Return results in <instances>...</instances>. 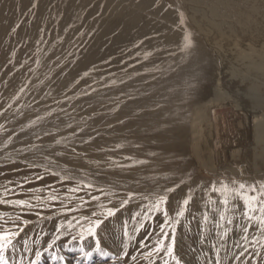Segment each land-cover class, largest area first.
I'll return each mask as SVG.
<instances>
[{
  "label": "rangeland",
  "instance_id": "1",
  "mask_svg": "<svg viewBox=\"0 0 264 264\" xmlns=\"http://www.w3.org/2000/svg\"><path fill=\"white\" fill-rule=\"evenodd\" d=\"M176 4L177 0H0V194L6 186L9 194L2 198L27 199L36 205L31 211L0 205V212L21 217L17 224L24 232L17 240L28 238L32 249L24 254V264L36 261V252L41 254L36 264H148L140 256L136 261L131 257L147 251L140 242L151 245L145 232H154L158 223L166 225L169 236L171 227L176 228L175 252L182 264H207L215 251L210 250V243L216 242L215 233L220 231L214 227L217 221L233 229L226 238L231 251L228 256L221 252L222 264H241L229 257L241 250L234 242L240 240L236 225L245 209L243 200L233 197L231 190L239 183L259 187L264 181V130L260 128L264 101L239 107V84L219 71L218 100L207 103V117L200 112L191 114L186 128L177 130L173 140L162 134L164 140L157 145L87 149L101 134L95 126L97 119L106 118L105 111L114 105L113 100L106 101V95L117 86H101L100 82L148 63L151 57L145 56L146 51L167 37ZM153 55L152 60L162 57ZM44 57L56 63L50 76L39 69ZM21 91L25 98L20 97ZM90 97L99 103L96 110ZM126 101L128 98L121 100L122 104ZM27 110L35 112L30 128L18 123ZM109 118L107 131L112 138L121 121ZM62 127L71 134L64 135ZM173 141L180 146L175 147ZM52 149L59 155L52 158L41 153ZM213 185L228 188L213 192ZM130 191L128 205L114 216L103 215L105 209L128 198ZM189 191L193 196L185 205ZM160 196L167 197L160 210L151 211L136 240L129 242L125 228L133 235V227L141 219L132 218L135 212L144 209L142 216L147 215ZM224 199H228L227 205ZM234 205L235 219L229 225ZM180 211L183 216L178 215ZM205 213L211 232L205 230ZM49 215L51 220L46 219ZM24 219L30 221L27 226ZM97 219L102 223L96 236H89L87 230ZM5 226L12 224L9 221ZM81 233L85 249L92 252L90 259L81 260ZM248 235L251 240L252 229ZM97 239L111 255L95 251ZM125 242L129 243L127 256ZM240 244L248 248L242 260L256 264L252 249L257 246L242 240ZM57 255L65 259L61 262L54 258Z\"/></svg>",
  "mask_w": 264,
  "mask_h": 264
},
{
  "label": "bare ground",
  "instance_id": "2",
  "mask_svg": "<svg viewBox=\"0 0 264 264\" xmlns=\"http://www.w3.org/2000/svg\"><path fill=\"white\" fill-rule=\"evenodd\" d=\"M175 6L173 23L165 33L167 37L146 51L152 54L147 56L151 57L148 63L122 77L100 82L101 86H117L106 95V101L113 100L115 106L112 104L105 111L106 118L97 119L95 126L101 134L87 149L123 144L134 148L137 143L157 145L164 140L160 138L162 134L169 136L168 141L173 140L177 130L186 128L191 114L200 112L201 117H207V103L218 100L219 71L239 84L236 96L239 107L247 108L253 102L264 101V0H177ZM181 13L184 23H181ZM185 32H191L193 39L187 57L178 47L183 43ZM153 54L162 57L152 60ZM55 66L51 57H44L39 63V69L45 70L48 76ZM25 94L21 91L20 97L25 98ZM119 95H122L120 99ZM126 98L128 101L122 104L121 100ZM90 102L96 110L97 99L90 97ZM34 114V110H27L18 118V123L30 128ZM111 116L121 121L111 133L112 138L107 131ZM260 128L264 130V125ZM62 129L64 135L71 131ZM174 144L180 146L176 141ZM55 149L41 153L54 158L59 155Z\"/></svg>",
  "mask_w": 264,
  "mask_h": 264
},
{
  "label": "snow or ice",
  "instance_id": "3",
  "mask_svg": "<svg viewBox=\"0 0 264 264\" xmlns=\"http://www.w3.org/2000/svg\"><path fill=\"white\" fill-rule=\"evenodd\" d=\"M181 23H184V14L181 13ZM180 52L185 54V57L190 55L191 49L193 47V39L191 32H185L183 36V43L178 45ZM151 53H147V56H151ZM170 55H174L170 53ZM159 71V69H157ZM10 142V141H9ZM7 146V145H5ZM140 163H144V161H140ZM27 178H25V182ZM10 183V182H6ZM16 185L19 187L20 182L17 181ZM91 187V186H90ZM228 186L224 185L221 189H217L215 185H213L211 191H221L223 193L227 190ZM77 189H73L76 191ZM173 191V189H169V192ZM233 197H239L244 202V211L241 213L242 221L238 222L236 225L240 229V240L245 241L247 243L256 245L257 247H253L252 255L256 258V264H264V183L259 184L257 187L256 184H245L239 183L237 188H233L232 190ZM9 194V189L5 186L4 192L0 194V205H14L17 208L23 210L31 211L36 205L30 203L27 199H4L2 197H6ZM193 193L189 191L188 199H185L183 202L185 205L188 204L189 200L192 198ZM132 198V192L130 191L128 194V198H122L119 201L118 205H114L111 208L105 209L103 215L106 216H114L117 211L123 209L126 205L129 204L130 199ZM52 199H55L53 197ZM93 200H96L97 197L93 196ZM167 199L166 196H160L157 200V203L152 205L148 211L147 215L142 216V213L145 211L141 209L140 211L135 212L132 217L135 219L136 217H140V220H137V225L133 227V235L129 236L127 229L125 228L124 236L128 237V241L136 240V233H139L141 229L145 227L143 221L150 216L151 211H159L160 204H162ZM37 204L40 203V198L36 197ZM46 203V201H45ZM223 204H228V199L223 200ZM101 208H104V205H100ZM227 211V209H225ZM233 218H229L227 223L229 225L233 224V220L235 219L236 206H233L232 209ZM179 216H183L184 212L180 211L178 213ZM7 218V219H5ZM53 217L51 215L47 216L46 219L51 220ZM164 218L167 220V213H164ZM224 213H220V220H224ZM11 222V227H6L5 225ZM21 221V217L16 215L15 213L10 214L9 212H0V264H24V254L27 252H31L32 249L30 247V241L28 238H22L17 240V237L21 236V233L24 232V227L18 226L17 222ZM203 221L205 224V230L211 232V229H208L207 225L210 223L209 216L207 213L203 215ZM24 226H27L30 221L28 219H24L22 221ZM102 221L97 219L95 221L94 226H90L87 230V234L89 236H96V229L100 227ZM176 224H179L180 221L176 220ZM127 224V222H125ZM63 227V225H61ZM151 227V226H149ZM214 227L220 229V231L215 233L216 242L210 243V250L214 249V255L207 259V264H222V256L221 252L223 251L225 256H228V253L231 249L227 246V237L229 232L233 231L231 228H225L223 224L219 223V221L215 222ZM253 230V238L249 240V231ZM171 236H169V231L166 230V225L157 224L154 232H145V235L151 238V245L148 242L141 240L140 246L142 248L147 249L143 253H137L133 255L131 259L136 261L138 256L142 257L143 260L147 261L148 264H158V261H162V264H182L181 257L176 254V228L171 227ZM259 232V235H255V232ZM45 235H48L45 233ZM203 237V234H200ZM58 237L53 238L52 243L56 242ZM76 237L73 236V240ZM85 236L83 233L80 234V247L79 252L81 253V260L90 259L92 256L91 251H87L83 245V241ZM240 240L234 242V247H240L241 250L239 253H232L229 257L230 260L241 261V264H252L251 260H242V257L246 255L248 252L247 247H241ZM39 242V241H36ZM203 243V238L200 241ZM19 245V247H18ZM49 248L52 247V244L48 245ZM128 247L129 243L125 242L123 244L124 255H128ZM191 245H189V251H191ZM95 251L99 252L101 255L109 256L110 252L105 251L101 248L100 240L97 239L95 243ZM40 253L36 252V261L40 259ZM59 261H63L65 258L62 255H57L54 257ZM36 261H29V264H36ZM79 264V261H78Z\"/></svg>",
  "mask_w": 264,
  "mask_h": 264
},
{
  "label": "water",
  "instance_id": "4",
  "mask_svg": "<svg viewBox=\"0 0 264 264\" xmlns=\"http://www.w3.org/2000/svg\"><path fill=\"white\" fill-rule=\"evenodd\" d=\"M243 170H244V167H243Z\"/></svg>",
  "mask_w": 264,
  "mask_h": 264
}]
</instances>
